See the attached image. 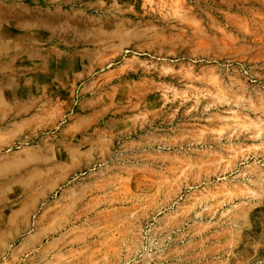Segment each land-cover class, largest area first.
I'll return each instance as SVG.
<instances>
[{
	"label": "rangeland",
	"instance_id": "374dc122",
	"mask_svg": "<svg viewBox=\"0 0 264 264\" xmlns=\"http://www.w3.org/2000/svg\"><path fill=\"white\" fill-rule=\"evenodd\" d=\"M0 264H264V0H0Z\"/></svg>",
	"mask_w": 264,
	"mask_h": 264
},
{
	"label": "bare ground",
	"instance_id": "6f19581e",
	"mask_svg": "<svg viewBox=\"0 0 264 264\" xmlns=\"http://www.w3.org/2000/svg\"><path fill=\"white\" fill-rule=\"evenodd\" d=\"M30 190H21V191H15V190H10V193H9V200H12L13 198L15 199L14 201H18L23 195L22 193H28ZM25 194V195H26Z\"/></svg>",
	"mask_w": 264,
	"mask_h": 264
}]
</instances>
